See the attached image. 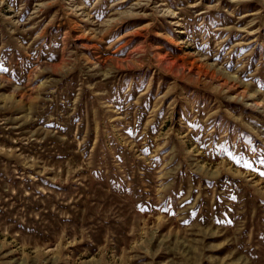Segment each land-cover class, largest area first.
Masks as SVG:
<instances>
[{"label":"rangeland","instance_id":"obj_1","mask_svg":"<svg viewBox=\"0 0 264 264\" xmlns=\"http://www.w3.org/2000/svg\"><path fill=\"white\" fill-rule=\"evenodd\" d=\"M0 264H264V0H0Z\"/></svg>","mask_w":264,"mask_h":264}]
</instances>
